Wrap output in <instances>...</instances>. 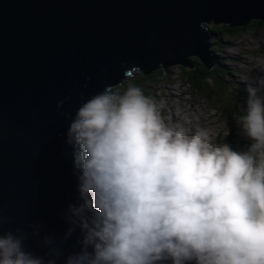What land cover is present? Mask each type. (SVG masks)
Returning <instances> with one entry per match:
<instances>
[{
	"label": "clouds",
	"instance_id": "1",
	"mask_svg": "<svg viewBox=\"0 0 264 264\" xmlns=\"http://www.w3.org/2000/svg\"><path fill=\"white\" fill-rule=\"evenodd\" d=\"M246 90L236 117L252 141L244 152L166 125L133 84L83 100L65 132L78 194L65 238L78 228L81 247L64 264H264V96ZM28 235L0 233V264H56L59 243L43 237L37 256Z\"/></svg>",
	"mask_w": 264,
	"mask_h": 264
},
{
	"label": "water",
	"instance_id": "2",
	"mask_svg": "<svg viewBox=\"0 0 264 264\" xmlns=\"http://www.w3.org/2000/svg\"><path fill=\"white\" fill-rule=\"evenodd\" d=\"M250 20L264 21V0H0V233H29L26 249L42 257L52 237L56 264L79 252V229L65 238L76 108L134 69H192L196 56L210 70L216 35L202 24Z\"/></svg>",
	"mask_w": 264,
	"mask_h": 264
},
{
	"label": "rangeland",
	"instance_id": "3",
	"mask_svg": "<svg viewBox=\"0 0 264 264\" xmlns=\"http://www.w3.org/2000/svg\"><path fill=\"white\" fill-rule=\"evenodd\" d=\"M223 24L209 22L202 24V27L210 32L215 26ZM215 33L213 34L216 36L208 41V44L211 43L210 50L222 53L219 59L223 60L227 70L233 73L231 81H226L227 85L222 86L220 81L213 79L212 84L203 90L204 87L201 89L191 84L179 64L166 69L159 64L158 69L148 73L153 74L155 84L145 81L146 84L141 85V89L149 91L147 94H150V100L166 125H183L189 130V135L197 130H206L211 144L222 146L227 143L232 150L244 152L252 141L243 133L236 117L243 115L246 110L248 84L257 87V94L264 96V86L258 83L264 80V25L234 37L219 31ZM195 59L198 58H189L192 63ZM214 59L217 60L216 57ZM162 69L168 72L159 77L158 71ZM193 69L194 67L188 70ZM136 74H141L138 69L130 71L132 77L124 76L117 85L112 86L113 89L122 92ZM202 84H205V80ZM211 87H216L221 94L216 102L208 98ZM234 88L236 92H232Z\"/></svg>",
	"mask_w": 264,
	"mask_h": 264
},
{
	"label": "trees",
	"instance_id": "4",
	"mask_svg": "<svg viewBox=\"0 0 264 264\" xmlns=\"http://www.w3.org/2000/svg\"><path fill=\"white\" fill-rule=\"evenodd\" d=\"M264 25V21L261 20H250L248 23L242 25L233 27L230 24H223V25H217L213 30L212 33H215V31L226 33L230 37H234L235 35L241 34L242 32H245L246 30H253L254 28H257L258 26ZM216 34V33H215ZM212 54L217 58V63L213 67V69H208L205 64H202V61L200 59L194 60V69L188 70L187 67L179 65V68L182 69L184 73H186L190 79V82L192 85L197 86L198 88H203V90H206L209 84L206 82L207 78H211V80L215 79L217 81H220L221 85L225 86L226 81H231L230 78L233 77V73L229 72L225 66V63L223 60H220V56L222 53L220 51H216L214 49L211 50ZM168 71L166 70H160L158 71L159 77H162L163 75H166ZM205 80V84H202V81ZM151 82L155 84V78L153 77V74L149 75L147 72L145 74L135 75L131 81L130 84L136 85L141 88V85L144 83ZM145 83V84H146ZM221 86V87H222ZM236 92V88L232 89V92ZM149 91H144L143 93L145 96L149 97L150 94H147ZM221 96V94L218 92L216 87H211L209 90L208 98L212 102H216L217 99Z\"/></svg>",
	"mask_w": 264,
	"mask_h": 264
}]
</instances>
